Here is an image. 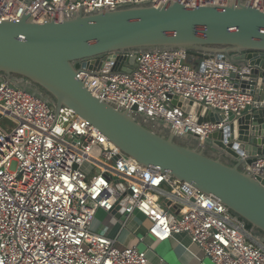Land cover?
I'll return each mask as SVG.
<instances>
[{
    "label": "built area",
    "instance_id": "obj_1",
    "mask_svg": "<svg viewBox=\"0 0 264 264\" xmlns=\"http://www.w3.org/2000/svg\"><path fill=\"white\" fill-rule=\"evenodd\" d=\"M155 1L160 0H0V20L28 14L46 23L65 13ZM252 1L264 11V0ZM104 56L95 58V68L81 65L77 71L93 96L167 123L178 136L196 135L204 144L225 127L230 113L240 116L248 106L264 104L237 85L248 67L216 54L200 57L180 48L127 53L135 56L134 65L126 63L130 72L113 69L119 54ZM17 79L22 78L0 73V264H149L145 250L120 248L111 234L135 213L150 221L149 232L159 240L189 233L214 264H264L263 242L214 197L142 165L74 109L66 107L57 117L51 99ZM175 97L224 119L199 121L204 113L194 117ZM4 117L14 125L2 123ZM246 167L262 173L264 157ZM99 211L107 214L101 223Z\"/></svg>",
    "mask_w": 264,
    "mask_h": 264
},
{
    "label": "water",
    "instance_id": "obj_2",
    "mask_svg": "<svg viewBox=\"0 0 264 264\" xmlns=\"http://www.w3.org/2000/svg\"><path fill=\"white\" fill-rule=\"evenodd\" d=\"M177 48L200 57L216 54L248 67L237 85L264 101V11L252 0L206 5L160 0L65 13L61 20L46 23L28 14L0 20L1 74L43 90L53 100L57 117L66 107L74 109L142 165L211 195L264 249V171L255 174L246 167L264 157V104L248 106L240 116L230 113L225 127L210 135V146L196 135L178 136L161 121L139 118L96 98L77 77L81 65L95 68V58L102 55L119 54L113 69L130 72L126 63L134 65L135 56L127 53ZM173 102L194 117L203 112L199 121L224 119L184 98Z\"/></svg>",
    "mask_w": 264,
    "mask_h": 264
},
{
    "label": "crops",
    "instance_id": "obj_3",
    "mask_svg": "<svg viewBox=\"0 0 264 264\" xmlns=\"http://www.w3.org/2000/svg\"><path fill=\"white\" fill-rule=\"evenodd\" d=\"M149 227L150 221L135 213L125 228L119 227L116 231V227L111 234L117 237L120 248L137 246L145 250L149 264H214L189 233H174L170 239L162 241L149 232Z\"/></svg>",
    "mask_w": 264,
    "mask_h": 264
},
{
    "label": "rangeland",
    "instance_id": "obj_4",
    "mask_svg": "<svg viewBox=\"0 0 264 264\" xmlns=\"http://www.w3.org/2000/svg\"><path fill=\"white\" fill-rule=\"evenodd\" d=\"M17 82H18V84L20 85V86H22V87H24V88H26V89H32V91H34V92H37V93H39V94H41V95H43L44 97H46V98H49V99H51L48 95H46L44 92H41L40 93V90H39V88L38 87H36L35 85H33L32 83H30V82H28V81H26L25 79H17ZM31 91V90H30ZM52 100V99H51ZM53 101V100H52ZM1 122L2 123H4L5 125L7 124V125H14V121L11 119V118H8V117H4L2 120H1ZM165 124V126L168 128L169 127V124H167V123H164ZM207 144L208 145H212V142H211V140H208L207 141ZM211 149V148H210ZM106 213L104 212V211H99L98 212V214H97V219H96V221L98 222V223H101V222H103L104 220H105V218H106ZM97 222H96V225H95V228L97 227ZM116 227H117V229H116ZM114 229H116V231L118 230V228L120 227V225H117ZM116 231H114V232H116ZM113 232V233H114ZM260 240V239H259Z\"/></svg>",
    "mask_w": 264,
    "mask_h": 264
},
{
    "label": "trees",
    "instance_id": "obj_5",
    "mask_svg": "<svg viewBox=\"0 0 264 264\" xmlns=\"http://www.w3.org/2000/svg\"><path fill=\"white\" fill-rule=\"evenodd\" d=\"M29 90L32 91V89H29ZM39 90H40V89H39ZM32 92L38 94L37 92H34V91H32ZM41 92H43V90H40V93H41ZM247 226H248L249 229H252L251 224L247 223ZM259 233L261 234V232H259Z\"/></svg>",
    "mask_w": 264,
    "mask_h": 264
}]
</instances>
